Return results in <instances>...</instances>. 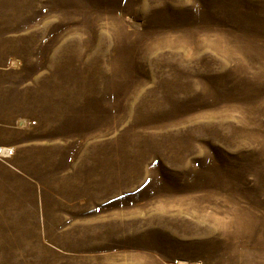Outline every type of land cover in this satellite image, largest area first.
Here are the masks:
<instances>
[{
	"label": "rangeland",
	"instance_id": "obj_1",
	"mask_svg": "<svg viewBox=\"0 0 264 264\" xmlns=\"http://www.w3.org/2000/svg\"><path fill=\"white\" fill-rule=\"evenodd\" d=\"M0 264H264V0H0Z\"/></svg>",
	"mask_w": 264,
	"mask_h": 264
}]
</instances>
